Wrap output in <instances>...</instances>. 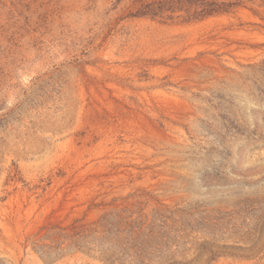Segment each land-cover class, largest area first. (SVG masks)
<instances>
[{
    "label": "rangeland",
    "instance_id": "obj_1",
    "mask_svg": "<svg viewBox=\"0 0 264 264\" xmlns=\"http://www.w3.org/2000/svg\"><path fill=\"white\" fill-rule=\"evenodd\" d=\"M132 2L0 0V264H140L118 212L142 264H264V3Z\"/></svg>",
    "mask_w": 264,
    "mask_h": 264
},
{
    "label": "trees",
    "instance_id": "obj_2",
    "mask_svg": "<svg viewBox=\"0 0 264 264\" xmlns=\"http://www.w3.org/2000/svg\"><path fill=\"white\" fill-rule=\"evenodd\" d=\"M251 1L253 0H133L132 8L127 15L188 22L228 13ZM262 2L264 3V0ZM121 213L113 214L114 220L104 217L100 231L103 238L109 241L112 239L114 246L118 248L117 254H120L118 258L125 259V256L131 259L139 258L138 263L142 264L143 258L150 253L148 249L153 241L149 236L150 225L145 224L146 219L132 220L128 215L121 216ZM144 228H149L146 233Z\"/></svg>",
    "mask_w": 264,
    "mask_h": 264
}]
</instances>
